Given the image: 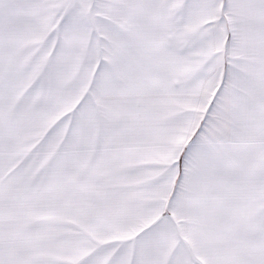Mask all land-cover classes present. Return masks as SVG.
Segmentation results:
<instances>
[{"label":"snow or ice","instance_id":"6c2138e0","mask_svg":"<svg viewBox=\"0 0 264 264\" xmlns=\"http://www.w3.org/2000/svg\"><path fill=\"white\" fill-rule=\"evenodd\" d=\"M0 264H264V0H0Z\"/></svg>","mask_w":264,"mask_h":264}]
</instances>
